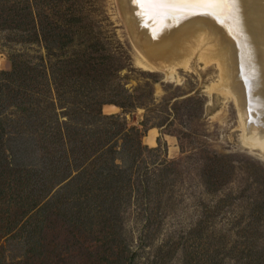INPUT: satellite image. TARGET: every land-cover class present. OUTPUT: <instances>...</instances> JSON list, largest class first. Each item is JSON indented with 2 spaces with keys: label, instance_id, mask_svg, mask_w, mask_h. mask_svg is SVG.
I'll return each mask as SVG.
<instances>
[{
  "label": "rangeland",
  "instance_id": "rangeland-1",
  "mask_svg": "<svg viewBox=\"0 0 264 264\" xmlns=\"http://www.w3.org/2000/svg\"><path fill=\"white\" fill-rule=\"evenodd\" d=\"M15 2L19 9L12 8ZM119 10L117 0H8L0 6V16L18 21L32 13L43 38L0 22L2 95L11 94L1 73L17 64L22 87L41 90L45 116L56 107L64 122L71 113L73 123H90L98 135L118 139V151V129L136 128L145 147L137 154V135L130 133L116 154L118 163L134 162L131 193L124 192L117 210L92 206V218L76 226L64 213L78 190L61 185L49 207L26 222L27 203L41 192L35 177L26 179L25 167L63 148L56 139H27L36 129L28 119L17 125L24 137L11 140L13 127L5 123L0 264H264V157L241 143L237 107L219 86L215 42L202 39L180 60L156 66L137 49ZM139 60L155 67L144 68ZM39 62L42 80L31 73ZM97 110L117 121L94 123ZM103 212L115 213L106 220ZM9 226L14 231L5 235Z\"/></svg>",
  "mask_w": 264,
  "mask_h": 264
},
{
  "label": "trees",
  "instance_id": "trees-1",
  "mask_svg": "<svg viewBox=\"0 0 264 264\" xmlns=\"http://www.w3.org/2000/svg\"><path fill=\"white\" fill-rule=\"evenodd\" d=\"M6 1L8 0H0V6H3ZM13 7L19 9L21 5L19 2H15L12 5ZM21 10H23V7ZM0 22H2V25L9 26L12 29L18 28L24 32L31 33L39 41L43 39L39 31L38 19L32 13L31 16H24L20 21L14 17L0 16ZM21 69L17 64H14L11 72L1 73L9 83L7 87L11 95H2L3 91L0 83V137L3 134L5 123H9L14 131L7 134V137L14 141L22 139L24 137L23 131L18 129L17 125L20 124L21 119H28V122H31L32 125L36 124V129L35 133L31 134L27 139L31 141L40 139L48 142L56 139L61 142L63 148L57 154L47 151L42 157L40 156V159H36L35 162L37 163H32V165L25 167L24 175L26 179L29 181V179L35 177L41 192L40 197H37L38 199L28 201L27 204L30 206L27 207L26 212L29 211L31 215L26 219V222L37 212L44 211L49 207L52 203L50 198L54 189L61 185H65L66 189L78 190L73 206L64 213L65 217L76 226L82 227L92 218V206H94V209H98V212L107 209L110 211L117 210L124 192L127 194L131 193L134 162L125 164L121 160L118 163L116 154L126 148L124 143L125 140L128 141L127 137L130 136V133L137 135V148L136 150L134 149L136 153L138 154V149H145L141 141L142 133L136 128H119L117 137L122 139L123 143L118 151L115 148L118 139L114 141L107 135H98L99 130L97 128L93 130V126L90 123L83 125L73 123L71 113L69 114V119L64 122L60 121L56 107L51 112V116H45L42 113L43 111L40 110L41 95H38V91L41 90H39L38 86L33 87L32 90L22 87L25 84L23 80L25 76L20 74ZM44 70L45 67L39 62L33 64L31 73L37 79L42 80L46 77ZM29 78L33 79V76L31 75ZM17 79H20L18 86L13 83ZM5 97L8 98L6 103H4ZM59 105L64 106L63 103ZM117 105L123 107L121 103H117ZM4 113L5 117H2ZM91 119L94 123L99 121L108 123L117 121L116 116H105L98 110L91 115ZM36 134H38V138ZM15 153L14 151H12V154L10 153L13 160L16 157ZM9 169L14 171L12 164H9ZM11 184L12 182L7 184L9 188ZM26 184L29 185V182H26ZM91 200H96L94 205H90ZM114 213L112 216L104 213V219L110 220ZM13 231L14 228L10 229L9 226L4 234L8 235Z\"/></svg>",
  "mask_w": 264,
  "mask_h": 264
},
{
  "label": "bare ground",
  "instance_id": "bare-ground-1",
  "mask_svg": "<svg viewBox=\"0 0 264 264\" xmlns=\"http://www.w3.org/2000/svg\"><path fill=\"white\" fill-rule=\"evenodd\" d=\"M117 2L137 49L156 66L168 65L179 55L180 60L188 46L193 49L206 39L215 42L219 86L237 107L242 140L264 153V0H232L214 15L189 7L150 9L135 0ZM150 143L155 144L154 137Z\"/></svg>",
  "mask_w": 264,
  "mask_h": 264
},
{
  "label": "snow or ice",
  "instance_id": "snow-or-ice-1",
  "mask_svg": "<svg viewBox=\"0 0 264 264\" xmlns=\"http://www.w3.org/2000/svg\"><path fill=\"white\" fill-rule=\"evenodd\" d=\"M148 8H172V7H189L204 10L205 14L214 15L215 9L228 7L232 0H135Z\"/></svg>",
  "mask_w": 264,
  "mask_h": 264
},
{
  "label": "water",
  "instance_id": "water-1",
  "mask_svg": "<svg viewBox=\"0 0 264 264\" xmlns=\"http://www.w3.org/2000/svg\"><path fill=\"white\" fill-rule=\"evenodd\" d=\"M241 143L243 146H245L246 148H248L249 150H252V151H255L256 153H258L260 156L264 157V153L262 151H260L259 149L257 148H253V147H250L249 145L245 144L244 141L242 140V135H241Z\"/></svg>",
  "mask_w": 264,
  "mask_h": 264
}]
</instances>
